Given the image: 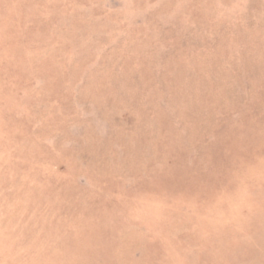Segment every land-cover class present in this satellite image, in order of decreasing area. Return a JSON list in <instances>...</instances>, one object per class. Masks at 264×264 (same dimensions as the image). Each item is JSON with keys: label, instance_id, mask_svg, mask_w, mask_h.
Here are the masks:
<instances>
[{"label": "rangeland", "instance_id": "1", "mask_svg": "<svg viewBox=\"0 0 264 264\" xmlns=\"http://www.w3.org/2000/svg\"><path fill=\"white\" fill-rule=\"evenodd\" d=\"M0 264H264V0H0Z\"/></svg>", "mask_w": 264, "mask_h": 264}]
</instances>
